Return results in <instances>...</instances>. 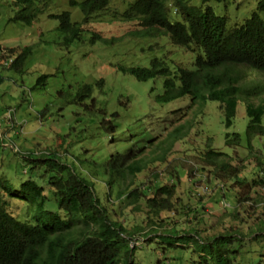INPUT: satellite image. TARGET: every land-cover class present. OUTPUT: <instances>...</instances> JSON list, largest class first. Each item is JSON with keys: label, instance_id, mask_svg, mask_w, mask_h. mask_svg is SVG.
Segmentation results:
<instances>
[{"label": "rangeland", "instance_id": "374dc122", "mask_svg": "<svg viewBox=\"0 0 264 264\" xmlns=\"http://www.w3.org/2000/svg\"><path fill=\"white\" fill-rule=\"evenodd\" d=\"M37 1L44 12L32 25H26L21 21L7 22L13 14V0H0V53L5 55L0 57V177L13 189L28 178L36 180L43 186L45 208L65 217L49 188L52 172L34 165L42 155L55 154L92 182L111 219L124 229L128 246L122 244L121 253L134 249L128 264H205L203 256L207 255L198 251L187 236L206 242L228 233L242 243L232 255L235 264H264V183L252 184L264 177V136L255 137L248 150L245 103L238 102L232 124L225 127L217 102L206 100L203 105L199 106V102L186 108L190 100L184 96L160 103L154 95L162 91L161 76L140 81L116 69L147 66L154 56L162 58L170 68L175 64L194 67V53L172 44L165 35L155 39L127 35L138 28L137 22L116 17L132 0H109L104 10L88 18L83 40L69 48L58 44L57 21L48 14L69 11L73 21L80 20L82 14L69 5V0ZM185 1L200 5L199 0ZM256 1L221 0L206 5L215 14L225 15L229 25L234 26L252 13ZM173 16L179 17L171 4L169 18ZM91 32L107 42L90 43ZM25 45H33V50L22 72L7 68L8 56H15L6 51L7 47L19 49ZM41 74L49 75L45 85L31 89ZM241 75L245 83L258 81L264 86V74L241 68ZM99 78L103 79L102 89L94 88V102L88 108L64 96L82 83L94 86ZM251 101L258 103V99ZM112 112L117 116L112 117ZM104 119L112 122L103 123ZM114 122L116 126L111 128ZM179 125L185 127L183 131L188 127L185 135L167 140ZM232 132L240 134L241 143L227 146L224 136ZM208 138L214 150L226 153L224 157L236 167L238 178L248 183L243 187L244 192L249 190V194H243L247 196L244 202H237L240 184L234 183L229 172H214L202 162ZM167 146L170 149L163 154ZM129 149L141 150L135 159L145 166L126 179L123 185L127 188L131 185L144 189L154 182L171 185L179 178L169 210L154 214L144 198L134 203L126 192L118 198L115 187L110 190L104 163L111 154ZM162 155L164 159L159 160ZM258 161L262 163L259 166ZM150 194L149 189L145 198ZM223 194L231 208L224 209L219 204ZM34 205L32 200L13 197L7 200L6 209L18 220L31 221ZM179 233L183 236L172 235Z\"/></svg>", "mask_w": 264, "mask_h": 264}, {"label": "trees", "instance_id": "16d2710c", "mask_svg": "<svg viewBox=\"0 0 264 264\" xmlns=\"http://www.w3.org/2000/svg\"><path fill=\"white\" fill-rule=\"evenodd\" d=\"M199 1L200 5L197 6L188 4L185 0H132L127 3L120 16L116 17L122 21L137 22L138 28L127 33L128 36L155 39L165 35L172 44L193 52V69L179 64L170 68L166 61L155 56L147 66H118L116 69L129 73L140 81L161 76L162 91L154 95V99L160 103L184 96L190 100L186 108L199 102V106L203 105L206 100L217 102L225 127L232 124L237 104L243 101L248 117L246 147L250 150L253 139L264 136V86L258 81L245 83L241 68L264 74V0H257L252 13L240 25L234 26L229 25V19L225 15L215 14L212 7L206 5L209 1L219 3L221 0ZM108 4L109 0H69V5L76 7L82 14L78 21L71 20L69 11L48 14L57 21L55 29L60 35L58 44L69 48L74 42H81L88 18L104 10ZM171 4L179 16H173L172 20L169 18ZM12 6L13 14L7 22L21 21L32 25L44 12L37 0H13ZM96 40L107 42L99 34L91 32L88 41L93 44ZM108 41L112 42L113 39ZM1 50L0 47V52ZM32 50L33 45H25L19 49L7 47L6 51L15 55L13 59L11 55L8 56L7 68L21 73ZM0 57L5 58V55L0 53ZM48 77V74L37 76L31 89L44 86ZM94 86L82 83L64 96L88 108L94 102V88L102 89L103 79H97ZM251 99H258V103L254 104ZM100 111L104 113L103 109ZM111 116L116 117L117 113L112 112ZM102 122L112 121L104 119ZM115 126V122L110 124L111 128ZM184 128L183 125L175 127L168 134L167 140L180 139L187 132L188 127L183 131ZM224 137L227 146L241 143L237 132L226 133ZM210 140L207 139L202 162L214 172H229L234 183L240 184L241 189L236 191L239 195L237 202H244L247 196L243 194H249V190L244 192L243 187L248 183L243 178H238V170L224 157L226 153L214 150L209 144ZM169 149L167 146L163 154ZM139 153L141 150L129 149L124 153L111 154L104 163L107 185L110 190L115 187L118 198L124 192L134 203L144 198L154 214L169 210L179 183L178 177L171 185L154 182L151 187L144 189L131 188V185L127 188V185H123L127 178L144 168L145 165L135 159ZM164 156L159 157V160H163ZM36 162L38 163L32 162V165L44 166L47 171L52 172L48 178L49 188L58 209L65 213V217L59 211L45 208L47 199L43 186L36 180L28 178L20 182L17 189H13L7 180L0 177V264H128L134 249L121 253L122 244L128 246L124 229L120 223L111 219L107 208L95 193L92 182L74 167L62 163L55 154L42 155V159H37ZM261 164L260 161L257 162L258 166ZM263 183L264 177H261L252 184ZM149 189L151 194L145 198ZM219 189L223 190L224 184H219ZM13 197L29 199L35 203L30 215L31 221L18 220L7 211V200ZM221 197L219 204L224 209L231 208L224 194ZM172 235L183 236L182 233ZM187 238L193 241L198 251L207 255V258L203 256L205 264L207 260L213 264H235L232 255L237 251L236 246L242 245L239 237L232 233L215 235L206 242L193 238L192 235Z\"/></svg>", "mask_w": 264, "mask_h": 264}, {"label": "built area", "instance_id": "2783aa9c", "mask_svg": "<svg viewBox=\"0 0 264 264\" xmlns=\"http://www.w3.org/2000/svg\"><path fill=\"white\" fill-rule=\"evenodd\" d=\"M8 113H9V111H8ZM224 205H227L226 203H223Z\"/></svg>", "mask_w": 264, "mask_h": 264}]
</instances>
